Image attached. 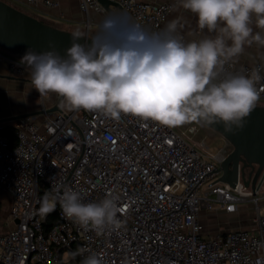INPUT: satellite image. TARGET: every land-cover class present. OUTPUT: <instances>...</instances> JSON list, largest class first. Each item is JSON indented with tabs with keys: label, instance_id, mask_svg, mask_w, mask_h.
Returning <instances> with one entry per match:
<instances>
[{
	"label": "built area",
	"instance_id": "1",
	"mask_svg": "<svg viewBox=\"0 0 264 264\" xmlns=\"http://www.w3.org/2000/svg\"><path fill=\"white\" fill-rule=\"evenodd\" d=\"M118 2L129 23L151 32L165 28L174 3L145 0ZM17 6H58L54 0H11ZM87 15L108 10L99 0H80ZM185 43L186 37L175 33ZM0 58L16 75L30 79L21 57L0 47ZM257 70L264 88L261 64L225 65L228 74L248 76ZM264 104V91H260ZM46 108H43L45 110ZM13 120L15 140L0 134V192L11 197L12 226L0 233V264H82L96 254L103 264H264V195L246 187L239 177L235 187L215 182L223 159L231 150L210 148L196 139L200 126L168 128L151 120L121 115L119 120L84 110L43 112ZM3 127V126H2ZM81 194L84 203L114 196L122 227L97 236L68 219L59 204L63 191ZM45 193L57 198V221L45 225L49 214H39ZM251 202L255 213L250 228L210 230L205 212L239 210ZM18 220V222H15ZM85 249L73 259L68 254Z\"/></svg>",
	"mask_w": 264,
	"mask_h": 264
},
{
	"label": "clouds",
	"instance_id": "2",
	"mask_svg": "<svg viewBox=\"0 0 264 264\" xmlns=\"http://www.w3.org/2000/svg\"><path fill=\"white\" fill-rule=\"evenodd\" d=\"M179 2L195 14L200 30L214 35L185 43L175 34V20L151 32L109 16L85 43H80L82 34L74 32L63 56L49 41L50 50L29 48L20 63L31 70V84L41 97L54 93L69 110L99 112L114 120L131 115L168 128L222 122L225 131L232 132L233 126L243 125L264 88L256 87L261 79L257 70L248 76L219 77L246 45L264 46V0ZM59 204L68 219L97 236L122 227L117 215L123 208L114 196L84 203L79 192L66 189ZM56 206L57 198L45 193L39 214L46 216ZM82 264H103V257L93 253Z\"/></svg>",
	"mask_w": 264,
	"mask_h": 264
},
{
	"label": "water",
	"instance_id": "3",
	"mask_svg": "<svg viewBox=\"0 0 264 264\" xmlns=\"http://www.w3.org/2000/svg\"><path fill=\"white\" fill-rule=\"evenodd\" d=\"M99 1L107 10H110L111 5L121 9L118 2ZM74 32L76 31L49 23L7 0H0V47L21 58L29 48L37 52L50 50L49 41L54 42L56 51L63 56L65 49L70 46ZM81 34L84 38L80 43H85V40L93 37L87 31ZM62 105L63 99L57 97L45 110L0 119V122L15 120L24 115L62 111ZM203 125L221 134L233 146L216 169L222 173L215 182H225L235 187L240 177L245 186L251 188L254 193L260 190L264 183V104L257 103L245 118L243 125L233 126L232 132H226L222 122Z\"/></svg>",
	"mask_w": 264,
	"mask_h": 264
},
{
	"label": "crops",
	"instance_id": "4",
	"mask_svg": "<svg viewBox=\"0 0 264 264\" xmlns=\"http://www.w3.org/2000/svg\"><path fill=\"white\" fill-rule=\"evenodd\" d=\"M11 2V0H7ZM58 2L56 7H48L45 5H39L37 8H23L27 12L36 15L37 17L55 24L61 28H65L72 31H79L81 33L87 30L86 22L87 15L80 9V0H54ZM153 3H174L173 9L167 15L164 25L169 22L177 21L176 33L186 37L190 42L199 41L210 34L207 30H200L198 27L197 17L195 14L188 10L183 9L180 6L179 0H145ZM115 17L120 23L130 21V16L125 14L124 11L114 5L110 6V10L105 13H91L90 20L92 26L89 30V34L94 36L99 30L101 22L106 17ZM259 31L254 27V32ZM239 66H252L255 64L262 65V71L264 74V46H259L253 43L251 46H245L244 52L236 59L233 60ZM57 95L50 93L47 96L41 97L39 93L34 89L31 84V79L26 75H16L9 67L8 63L0 58V119H9L16 115L32 113L41 111L43 108H47L57 100ZM64 109H68L63 106ZM39 119L43 118L42 114L37 115ZM13 120H7L0 122V126L5 127L11 125ZM261 195H264V190L261 189ZM240 212H228L230 216V222L225 223L229 229L237 228H250L251 226H245V224L251 221L252 218L246 217L242 213L245 206L240 205ZM239 211V210H238ZM254 214L252 215V217ZM214 217L213 214L208 215L207 212L203 213L202 220L207 225V219ZM223 226V225H222Z\"/></svg>",
	"mask_w": 264,
	"mask_h": 264
},
{
	"label": "rangeland",
	"instance_id": "5",
	"mask_svg": "<svg viewBox=\"0 0 264 264\" xmlns=\"http://www.w3.org/2000/svg\"><path fill=\"white\" fill-rule=\"evenodd\" d=\"M17 6V5H16ZM21 7L27 9V7L20 5ZM18 6L19 8H21ZM21 8V9H23ZM23 9V10H25ZM28 10V9H27ZM26 11V10H25ZM55 25V24H54ZM259 102V100H258ZM257 102V103H258ZM200 128L198 129L195 138L199 140H203L207 145L210 146V148H217L218 146H226L227 150H232L233 146L218 132L204 126L200 125ZM189 124H186L182 126V129H186ZM262 190H264V183L261 187ZM260 189V190H261ZM10 203H11V197L7 192H0V233L7 231L11 226L12 223L9 218V208H10ZM240 205L245 206L243 208L242 213L246 215V217L252 218V215L255 213V208L253 203L251 202H246V203H241ZM241 207V206H240ZM241 209V208H240ZM236 210L233 211L235 212H240ZM208 215L213 214L214 217H209L207 219V226L210 230H218L225 228L226 224L230 222V216L228 215V212H225L221 208H217L215 210L207 212ZM223 225V226H222ZM245 226H252V222L249 221L245 224ZM227 229L231 227H226ZM226 230V229H224Z\"/></svg>",
	"mask_w": 264,
	"mask_h": 264
},
{
	"label": "trees",
	"instance_id": "6",
	"mask_svg": "<svg viewBox=\"0 0 264 264\" xmlns=\"http://www.w3.org/2000/svg\"><path fill=\"white\" fill-rule=\"evenodd\" d=\"M1 133L7 134L8 136H10L11 141L14 142L16 135H15V130L13 129L12 125H7L5 127L0 126V134ZM56 221H57L56 214L50 213L45 221V225L48 227L52 225L53 223H55Z\"/></svg>",
	"mask_w": 264,
	"mask_h": 264
}]
</instances>
